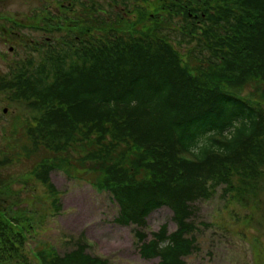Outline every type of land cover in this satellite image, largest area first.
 <instances>
[{"label":"trees","instance_id":"16d2710c","mask_svg":"<svg viewBox=\"0 0 264 264\" xmlns=\"http://www.w3.org/2000/svg\"><path fill=\"white\" fill-rule=\"evenodd\" d=\"M55 1L62 23L29 27L62 38L27 41L35 55L0 78L1 92L39 115L24 151L77 150L118 205L115 222L134 226L142 258L187 264L200 250L194 204L221 187L242 198L264 179V0H136L108 17L95 1ZM55 170L48 156L32 174L59 212ZM1 204L0 264H111L84 240L64 254L28 250L31 223ZM163 207L176 230L148 234Z\"/></svg>","mask_w":264,"mask_h":264},{"label":"rangeland","instance_id":"374dc122","mask_svg":"<svg viewBox=\"0 0 264 264\" xmlns=\"http://www.w3.org/2000/svg\"><path fill=\"white\" fill-rule=\"evenodd\" d=\"M82 1L89 7L95 1L107 17L139 4L136 0ZM77 4L78 12L84 10L80 2ZM61 10L55 0H0V78L35 55L31 45H25L27 41L43 45L49 38H62H52L29 27L45 26L47 16L54 18L53 23H62ZM81 13L89 16L93 11L89 8ZM181 53L185 54V49L181 48ZM252 90L247 87L241 95L249 98ZM38 116L25 103L13 101L9 93L0 91V204L7 216L31 223L26 231V248H54L64 254L84 240L90 254L106 258L111 264H158V258L147 260L140 255L134 226L115 222L118 205L109 192L94 185L97 176L83 167L82 155L77 150L56 157L42 149L32 154L24 151L31 148L25 129ZM48 156L62 165V170L51 174L59 193L58 204L62 205L59 212L46 187L32 174ZM224 189L219 188L210 200L194 204L193 221L198 229L194 235L200 250L186 258L187 264H264V179L258 183V189L245 190L242 198L238 193L227 194ZM147 223L148 234L159 231L163 225L170 232L176 230L173 212L167 207L151 213Z\"/></svg>","mask_w":264,"mask_h":264},{"label":"clouds","instance_id":"9594fccd","mask_svg":"<svg viewBox=\"0 0 264 264\" xmlns=\"http://www.w3.org/2000/svg\"><path fill=\"white\" fill-rule=\"evenodd\" d=\"M237 126H238V122H237ZM230 138V137H229Z\"/></svg>","mask_w":264,"mask_h":264},{"label":"water","instance_id":"95a60500","mask_svg":"<svg viewBox=\"0 0 264 264\" xmlns=\"http://www.w3.org/2000/svg\"><path fill=\"white\" fill-rule=\"evenodd\" d=\"M5 112H7V110H5Z\"/></svg>","mask_w":264,"mask_h":264}]
</instances>
